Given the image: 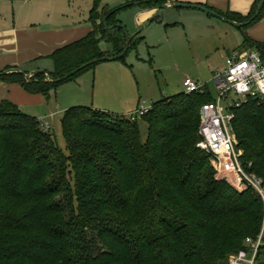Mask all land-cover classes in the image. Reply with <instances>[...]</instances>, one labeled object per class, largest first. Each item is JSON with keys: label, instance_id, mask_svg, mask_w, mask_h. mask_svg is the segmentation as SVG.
<instances>
[{"label": "trees", "instance_id": "1", "mask_svg": "<svg viewBox=\"0 0 264 264\" xmlns=\"http://www.w3.org/2000/svg\"><path fill=\"white\" fill-rule=\"evenodd\" d=\"M124 1L111 10L106 0H93L92 32L52 56L54 72L31 79L11 73L0 82L49 97L105 57L120 55L127 37L119 15L135 5ZM168 1L177 2H136L150 10ZM260 2L247 17L223 16L247 23ZM263 16L264 8L251 23ZM144 39L138 36L130 51ZM103 41L110 51L102 50ZM255 46L264 51V44ZM206 91L165 98L139 121L69 109L60 123L66 149L54 129L1 102L0 264H229L247 238L260 234L264 203L254 189L238 191L216 178L211 157L198 147L200 110L215 100ZM235 116L242 161L264 179V104L252 99Z\"/></svg>", "mask_w": 264, "mask_h": 264}, {"label": "rangeland", "instance_id": "2", "mask_svg": "<svg viewBox=\"0 0 264 264\" xmlns=\"http://www.w3.org/2000/svg\"><path fill=\"white\" fill-rule=\"evenodd\" d=\"M25 1L27 0L10 1L12 8L9 9H12V16L16 13L17 22L20 21L19 15L22 9L28 11L33 5L35 7L36 1H41L40 5L47 2L50 4L47 14H38V18H42L45 25L54 23L63 27L73 24L91 26L89 18L93 0H29L32 4ZM107 4L111 10H114L125 5V1L108 0ZM140 11L145 9L139 5L120 12L119 18L130 36L139 31L137 14ZM175 13L184 14V21L190 14H200L203 17L206 15L191 10H162L160 17L163 22L144 24L145 29L140 36H145V39L140 41L137 50L129 52L125 60L99 63L75 80L63 84L57 91H52L49 97L43 94H31L20 83H3L9 86L18 85L23 92L28 93L27 96H34L35 102L32 105L19 107L20 110L24 114L40 118L38 120H41L42 124L45 122L52 126L56 125L54 131L62 149H66V142L59 122L67 110L75 107H88L125 116L127 112L142 108L150 109L165 98L186 93L184 82L187 78L206 84L209 92L216 98L214 72L225 69L227 59L224 50H218L215 46L220 45V42L224 45L226 40L222 37L221 40L217 38L220 31L214 35L213 25L217 23L215 19L212 18V25L206 18L189 17L187 26L185 22L178 20ZM102 46L110 47L105 42ZM19 70L26 73L28 68ZM36 71L44 72L35 69L28 70V74ZM10 91V88H6L7 94H10ZM13 96L12 91L9 98ZM41 99L42 104H37ZM52 114H56L55 119L51 118ZM142 126L145 139L147 127L144 124ZM48 129L45 127V130ZM211 165L214 167L213 163ZM215 172L216 178L220 179L216 170ZM259 264H264V251L260 255Z\"/></svg>", "mask_w": 264, "mask_h": 264}, {"label": "crops", "instance_id": "3", "mask_svg": "<svg viewBox=\"0 0 264 264\" xmlns=\"http://www.w3.org/2000/svg\"><path fill=\"white\" fill-rule=\"evenodd\" d=\"M11 0H0V74L4 73L7 69H25L28 68L29 71L32 70H43L44 72L51 73L54 72L55 63L52 56L59 50L65 48L66 46L73 44L83 38H85L89 33L92 32V25L90 27L77 26L73 24L72 26L63 27L51 23L45 25L42 18H38V14H47L49 3H42L41 1L35 2V7L32 6L30 10H21V15H19L20 21L17 22L16 13L12 16V3ZM33 1V0H32ZM32 1H25L28 4H32ZM135 5L133 7H138L136 4L137 0H132ZM178 3L201 5L209 8L215 13H221L222 16L235 15V18L247 17L253 10L255 4L258 0H176ZM24 2V3H25ZM106 0L104 7H109ZM123 6V5H122ZM120 6V7H122ZM119 7V8H120ZM26 8V7H24ZM166 10H191L199 11L195 9H166ZM146 10L140 11L137 14L139 21L145 25L162 23L163 20L160 17V12L162 10ZM202 12V11H199ZM178 20L183 21L182 23L187 24V19L189 17H199L206 18L212 24V18L215 19L217 23L213 25L215 30L214 35L220 31V35L217 36L221 40L225 38L226 42L224 45H217L216 49L224 50L226 53V59L233 56L234 54L246 53L255 51L261 56L264 51L258 50L255 44H264V16L258 22L250 23L244 28H236L227 22L221 21L211 15H205L204 17L200 14H194L186 18L182 13H175ZM202 14H205L202 12ZM225 17V16H223ZM226 18V17H225ZM25 19V21H22ZM120 19V18H119ZM228 19V18H227ZM121 20V19H120ZM122 22V21H121ZM236 22V21H234ZM123 23V22H122ZM238 23V22H236ZM244 24V23H238ZM189 24H187L188 26ZM186 26V25H185ZM141 38V36L139 35ZM145 37V36H142ZM105 42V41H103ZM103 42L101 43V48L103 51H110L109 48H104ZM262 53H260V52ZM263 57V56H262ZM53 61V62H52ZM104 62V61H102ZM110 62V61H107ZM54 64V65H53ZM97 64V63H96ZM27 70L26 73H29ZM8 71V70H7ZM219 71V70H218ZM37 72V71H36ZM215 75V72H214ZM6 88H10V94L6 93ZM13 91L14 96L9 98ZM26 91L18 86H9L5 83H0V103L8 100L19 106L20 108L25 105H32L35 102L33 95H28ZM42 104V99L37 101V104ZM135 111L127 112L125 117H130L136 113ZM56 118V114H52L51 118ZM54 118V119H55ZM40 119V118H37ZM41 121V120H39ZM43 121V120H42ZM62 121V119H61ZM59 122V124L61 123ZM43 127H49V129H55V126L50 125V123L42 124ZM50 125V126H49ZM48 129V130H49Z\"/></svg>", "mask_w": 264, "mask_h": 264}, {"label": "built area", "instance_id": "4", "mask_svg": "<svg viewBox=\"0 0 264 264\" xmlns=\"http://www.w3.org/2000/svg\"><path fill=\"white\" fill-rule=\"evenodd\" d=\"M213 82L217 96L200 110L198 147L210 157L218 177L238 191L254 189L264 203V179L245 167L235 130V110L252 99L264 104V59L255 51L234 54L226 61V68L215 73ZM187 94H205L208 86L187 78L184 82ZM233 96L235 98H233ZM150 109H138L130 115L139 121ZM49 128V127H48ZM264 251V225L256 238L246 239L245 247L232 255L229 264H259Z\"/></svg>", "mask_w": 264, "mask_h": 264}, {"label": "water", "instance_id": "5", "mask_svg": "<svg viewBox=\"0 0 264 264\" xmlns=\"http://www.w3.org/2000/svg\"><path fill=\"white\" fill-rule=\"evenodd\" d=\"M263 8H264V0H261L259 8H258V11H257L255 17L252 19V21L255 20L257 17H259V15L261 14ZM166 9H195V10H199V11H202V12L206 13L207 15H211V16H213V17H215V18H217V19H219L221 21L227 22L230 25H233L234 27L239 28V29L244 28L245 26H248L252 22V21H249V22L244 23V24H238V23H236L234 21H231V20L223 17L222 15H220L218 13H215L214 11L210 10L207 7H204V6H201V5H192V4L178 3V2H175V1H168L165 5L159 6V7H155L153 9H150V11H152V10H166ZM104 23H106V20L104 21ZM137 24H138V27H139V31H138L137 34L132 35V36H130L127 33L126 27L122 25V28L125 30V35L127 37V46H126L125 50L123 51V53H121L118 56L105 57L102 61H104V62H107V61H118V60H121V59L125 58V56L130 51V48L132 46V42L139 35H141L143 33L144 29H145V25H144V23H141L139 21V17L137 19ZM98 62L99 61L97 60V61H94L92 63H89V64L85 65L84 67H82L81 69L77 70L74 74H76V73L80 72L81 70L85 69L86 67L91 66L93 64H96ZM11 73H17V74H20V75L24 76L26 79H31L34 75H36L37 73H40V71L28 74V73L22 72V71H20L18 69H10L8 71H5L4 73H1L0 76L1 75H8V74H11ZM49 79L51 81H54L53 77H49ZM66 79H67V77L64 78V79H61V80H55L54 82H60V81L66 80Z\"/></svg>", "mask_w": 264, "mask_h": 264}]
</instances>
